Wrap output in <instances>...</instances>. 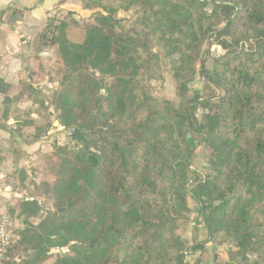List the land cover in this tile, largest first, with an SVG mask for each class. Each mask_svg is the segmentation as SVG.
Instances as JSON below:
<instances>
[{
  "label": "trees",
  "instance_id": "obj_1",
  "mask_svg": "<svg viewBox=\"0 0 264 264\" xmlns=\"http://www.w3.org/2000/svg\"><path fill=\"white\" fill-rule=\"evenodd\" d=\"M99 1L85 7L92 14L75 42L67 37L75 22L48 25L39 37L57 49L56 67L46 73L60 77L49 111L56 116L46 114L41 130L28 111L23 126L35 128L38 140L58 121L78 130L79 148L53 153L54 210L36 237V264H187L180 223L188 221L189 196L208 237L232 242L226 264H248L249 253L264 264V0H217L220 11L211 16L199 0H115L137 16L143 33L120 30L119 19L95 10ZM221 24L234 45H253L238 49L214 77L200 70L220 92L201 100L188 84L206 31ZM175 54L177 106L143 91L163 79L162 60ZM32 94L41 117L45 102ZM187 135L208 150L210 169L190 190ZM18 206L29 216L42 212L36 202ZM61 248L67 253L46 263L48 250Z\"/></svg>",
  "mask_w": 264,
  "mask_h": 264
},
{
  "label": "crops",
  "instance_id": "obj_2",
  "mask_svg": "<svg viewBox=\"0 0 264 264\" xmlns=\"http://www.w3.org/2000/svg\"><path fill=\"white\" fill-rule=\"evenodd\" d=\"M87 13L83 0H0V214L7 213L15 226L12 247L28 230L41 231L38 228L44 226L46 231L48 222L41 213L29 216L18 204L36 202L43 207V187L51 186L56 162L51 138L43 135L34 140L35 128L24 127L21 118L32 111L38 125L41 118L32 92L49 93V84L41 87L47 80L41 71L55 50L39 37L48 25L88 19ZM39 231L36 234L41 236L44 231Z\"/></svg>",
  "mask_w": 264,
  "mask_h": 264
},
{
  "label": "rangeland",
  "instance_id": "obj_3",
  "mask_svg": "<svg viewBox=\"0 0 264 264\" xmlns=\"http://www.w3.org/2000/svg\"><path fill=\"white\" fill-rule=\"evenodd\" d=\"M85 7H87L90 2H94L96 0H83ZM204 7V12L207 15H213L214 13H219V9L217 7V0H199ZM97 4H95L96 6ZM98 8L96 11H100L103 14H111L116 19H119V29L127 31L132 29L136 32L143 33L144 30L140 25L138 18L132 12H123L119 8V4L115 0H100L98 3ZM94 10V11H95ZM87 16L92 14V10H88ZM88 16V17H89ZM222 18V14L220 15ZM84 21H88L85 18H77L75 20L69 19L66 22L76 23L75 25H70L67 30V37L71 41H76L80 35V30ZM65 21H60L58 23H52L53 26H59L61 23ZM211 22H214L213 20ZM204 30H206L209 26L206 22L203 23ZM224 24L217 25L212 27V29L207 30L204 36V39L200 46L199 55L197 58V62L195 64L196 72L194 79L188 84V89L192 94H197L201 100L212 99L215 100L220 95L219 90H217L207 78H205L200 70L203 69L204 72L209 77H214L215 74L221 70L222 64L229 58L233 56L238 49L241 48H249V46L253 45L252 41H242L238 44L234 45L229 37L222 35L220 30ZM80 26V27H79ZM213 26V25H212ZM214 30V31H213ZM226 42L227 48H223L219 45V41ZM152 41V40H151ZM55 52L52 53V58H48L47 63L42 66L41 75H45L47 71L53 70L56 67L57 60V49L56 47L51 48V50ZM179 62V56L177 54L173 56L165 57L162 60V72L163 79L161 81H152L148 83L144 87V93L153 97L157 100H166L173 103L175 106L178 105L179 100L176 96V86L173 80V70ZM60 82V77H52V80H45L44 85H41L42 88H46L48 85L49 93H38L41 98L44 100L45 105L43 106V111H41V119L40 122L37 123L41 130L44 129V123L42 118L49 114V111L54 112L53 106L56 104V92L57 87ZM101 91L103 94H101ZM101 96L104 95V90H101ZM34 92V91H33ZM46 94V95H45ZM33 95V94H32ZM31 97V96H29ZM51 112V113H52ZM202 110L199 109L196 112V116L198 118L202 115ZM50 113V114H51ZM55 115V113H52ZM60 111H58V116ZM56 116V115H55ZM54 117V116H53ZM58 122V121H55ZM43 124V125H42ZM75 130V132L73 131ZM77 129L70 128L64 129L61 126L57 128H50L43 135H47L46 137L51 138L53 151L56 152V147L58 148L66 147L69 151L75 152L79 148V142L74 140V137L77 134ZM73 135V136H70ZM187 141L192 148V156L189 161V181H188V190L192 189L198 180H204L205 177L210 175V169L208 164V150L200 144V139L198 137H193L191 135L186 136ZM59 161L56 159L53 174L58 170ZM44 188V192L46 193V197L44 202H42L43 207H41L42 212L41 216L48 222L47 213L53 211V202H52V183L51 186ZM188 197V221L180 223V228L182 226L181 237L187 242L189 249L185 254V262L187 264H226L229 261V252L233 250L232 242L226 239L222 234L216 235L214 237H208L205 226L203 230L199 229V221L198 219H202L198 216L197 210L198 205L194 201L193 198ZM203 223V222H202ZM40 224V223H39ZM48 227V223L45 224ZM204 225V224H203ZM45 226V229L47 228ZM40 229L41 233H43L42 228ZM36 231V230H35ZM28 230L26 235H24V240L18 242L13 249L10 251L7 256L4 264H36L38 255V244H37V236L38 231ZM29 236H33L34 239H30ZM127 241L122 244L118 251V256L120 259L123 258L125 253L127 252ZM35 243V244H34ZM67 248L61 249H50L46 253V263H50L53 260V255L55 254H64L67 253ZM52 255V258L50 257ZM51 258V259H50ZM48 259V261H47ZM256 260V255L249 253L247 256L248 264H254Z\"/></svg>",
  "mask_w": 264,
  "mask_h": 264
},
{
  "label": "built area",
  "instance_id": "obj_4",
  "mask_svg": "<svg viewBox=\"0 0 264 264\" xmlns=\"http://www.w3.org/2000/svg\"><path fill=\"white\" fill-rule=\"evenodd\" d=\"M15 226L7 213L0 214V264H4L10 248L16 241Z\"/></svg>",
  "mask_w": 264,
  "mask_h": 264
},
{
  "label": "water",
  "instance_id": "obj_5",
  "mask_svg": "<svg viewBox=\"0 0 264 264\" xmlns=\"http://www.w3.org/2000/svg\"><path fill=\"white\" fill-rule=\"evenodd\" d=\"M101 94H103V92L101 91ZM59 126L58 122H54L53 124V127L54 128H57ZM75 132V130H73ZM70 136H73V135H70Z\"/></svg>",
  "mask_w": 264,
  "mask_h": 264
}]
</instances>
